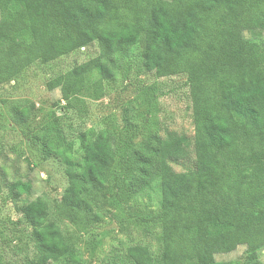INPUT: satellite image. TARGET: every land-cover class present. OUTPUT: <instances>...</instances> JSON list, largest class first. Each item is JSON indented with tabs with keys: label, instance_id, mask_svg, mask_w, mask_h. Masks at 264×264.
Returning <instances> with one entry per match:
<instances>
[{
	"label": "trees",
	"instance_id": "trees-1",
	"mask_svg": "<svg viewBox=\"0 0 264 264\" xmlns=\"http://www.w3.org/2000/svg\"><path fill=\"white\" fill-rule=\"evenodd\" d=\"M53 17L63 20L61 36ZM94 42L98 55L48 81L53 107L104 99L116 74L109 57L136 47L143 73L182 76L195 126L192 136L162 139L161 241L133 245L129 256L136 264H264V193L256 189L264 184V0H0V111L53 61ZM81 145L80 171L77 141L59 151L69 183L55 200L59 216L75 223L85 220L88 186L100 188L119 154L108 135ZM256 154L263 161L250 178L235 179L232 156ZM6 171L0 165V196L30 194L29 182H10ZM19 210L48 251L34 264L72 255L48 222L46 200ZM0 264H9L2 251Z\"/></svg>",
	"mask_w": 264,
	"mask_h": 264
},
{
	"label": "rangeland",
	"instance_id": "rangeland-1",
	"mask_svg": "<svg viewBox=\"0 0 264 264\" xmlns=\"http://www.w3.org/2000/svg\"><path fill=\"white\" fill-rule=\"evenodd\" d=\"M51 27L56 36L65 32L61 17H53ZM98 54L94 42L58 58L32 81L27 94L0 111V165L6 167L8 181L31 184L28 195L14 197L5 189L0 196V251L9 264H34L48 252L19 210L38 198L48 202V222L61 229L72 250L66 261L48 264H136L129 256L131 246L161 241L155 218L161 204L159 148L170 134L194 135L188 88L180 84L182 76L143 73L133 47L109 57L116 74L106 83L104 99L76 105L70 99L53 107L48 81ZM100 135H108L119 154L100 178V188L88 186L85 220L75 223L60 217L55 207L69 183L59 151L77 141L74 161L80 171L86 164L82 140ZM262 161L260 154L232 156L233 177L250 178L252 167ZM256 189L264 193V184Z\"/></svg>",
	"mask_w": 264,
	"mask_h": 264
}]
</instances>
